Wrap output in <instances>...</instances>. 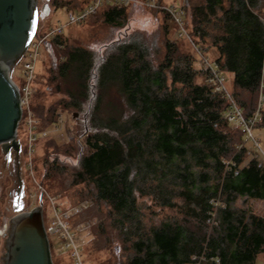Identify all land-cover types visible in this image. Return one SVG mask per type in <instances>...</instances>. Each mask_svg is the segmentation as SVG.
<instances>
[{
  "label": "trees",
  "instance_id": "obj_1",
  "mask_svg": "<svg viewBox=\"0 0 264 264\" xmlns=\"http://www.w3.org/2000/svg\"><path fill=\"white\" fill-rule=\"evenodd\" d=\"M54 3L76 8L74 0ZM85 3L74 12L91 1ZM128 8L105 6L99 13L121 29ZM184 10L203 53L215 49L219 71L232 75V94L246 118L262 96L255 132L264 133V0H186ZM49 45L55 56L49 90L64 98L49 109L32 101L38 128L56 125L60 106L75 111L88 151L79 153L76 167L46 159L44 179L83 186L81 199L94 203V215L108 209L117 235L101 232L106 243H121L127 257L119 264H256L264 255V217L234 204L239 197L264 201V161L254 149L239 150L243 133L227 121L228 103L206 84L207 69L196 68L198 60L169 39L158 64L139 38L113 44L102 57L63 35ZM112 89L128 105L123 120L100 115ZM156 209L169 213L158 218Z\"/></svg>",
  "mask_w": 264,
  "mask_h": 264
},
{
  "label": "rangeland",
  "instance_id": "obj_2",
  "mask_svg": "<svg viewBox=\"0 0 264 264\" xmlns=\"http://www.w3.org/2000/svg\"><path fill=\"white\" fill-rule=\"evenodd\" d=\"M85 1L91 0H74V4L71 6L74 7L76 5V8L72 9L70 7L66 9L55 6V0H38L39 33L45 34L53 28L64 27L63 34H61L64 39H68L70 44L92 51L98 57H102L108 48L115 43L139 38L150 49L151 58L155 64L164 59V43L169 39L178 43L181 53L192 55L198 60L195 65L196 68L205 69L203 59L198 55L194 45L188 40L179 39L176 27L173 28L170 17L166 16L167 13L160 8L147 6V0H136L137 3L127 9L128 19L121 29L106 24L101 18L102 12H98L94 17L81 23L70 24L71 15L77 14L74 10H80L85 7L87 5ZM158 1L156 0L158 6L166 7L168 5L185 6L186 0H162L161 3ZM186 19L187 28L191 33L189 13ZM196 43L198 42L195 39L194 44ZM58 49L61 48L59 47ZM56 53L61 59L65 56L60 50H56ZM204 57L209 59L210 62H215L217 52L215 49L210 48L206 54L204 53ZM27 59L28 53H25L13 67L11 76L20 86L24 84L21 71L23 63ZM51 68V58L46 46H44L36 63L37 80L34 84L36 94L34 99H32L34 107L42 104L46 109H49L52 105L56 106L64 98V95L55 94L53 90H49V87L53 88L49 81ZM224 76L227 88L232 92L233 77L228 73L224 74ZM203 78L204 74L202 72V75L198 77V82L203 83ZM120 96L116 89H112L105 94L100 110L102 119L117 118L123 120L128 116V105ZM58 113L60 114L58 123L45 131L38 128L39 124L42 125V122L36 113L39 118L36 117L38 120L36 131L39 135L36 142L34 157L37 159H34L33 174H30L26 158L28 133L24 126L20 128L17 137L21 143L20 154L13 152L11 157L7 159L0 148V264H5L3 258L6 256V240L8 236L5 235L4 228L10 224L11 219L17 214L25 212L29 207L28 201H31L29 196L30 191L34 188V181L42 184L50 195L59 197L60 201L64 203L65 211L68 212L66 223L76 234L86 264H119L127 257L121 243L118 239L113 243H106V235L101 232L106 229L113 236L117 235L110 226L112 222L108 215V209L102 207L100 213L94 215V203L90 199H81L80 192L83 191V186L72 187L68 179H63V177L58 175L54 177H59L55 182L52 181L50 183L44 179L47 171L45 166L46 159L49 160L48 164H55V166L76 167L78 166L79 153L84 154L88 151L85 145L86 138L79 131L78 123L76 122L80 115L75 111L65 112L62 106L58 107ZM75 114L79 116L74 117ZM255 134L261 139L260 148L264 153V133L256 131ZM243 147H247L250 152L254 149L257 152L256 157L264 161L260 149L255 148L251 143H245V138L239 150ZM249 158L251 157L249 156ZM62 168L64 169L65 167ZM21 182L23 183V190L20 197L18 190ZM43 203L45 222L48 225L52 218L51 207L46 198H44ZM85 203L88 205L86 209L77 210L79 209L78 207ZM144 203L147 206H151V202L148 199H145ZM235 205L234 207H251L253 212L264 216V201L239 199ZM155 211L159 214L158 218H162L169 213L168 211L161 212L160 209ZM150 212L151 210L146 211V214L150 215ZM50 241L53 264H74L70 253L66 251L57 236L50 237ZM256 264H264V255L257 259Z\"/></svg>",
  "mask_w": 264,
  "mask_h": 264
},
{
  "label": "built area",
  "instance_id": "obj_3",
  "mask_svg": "<svg viewBox=\"0 0 264 264\" xmlns=\"http://www.w3.org/2000/svg\"><path fill=\"white\" fill-rule=\"evenodd\" d=\"M136 0H91V3L81 12L71 17L70 24L81 23L91 16L96 15L105 6H118V7H130L136 4ZM156 0H147L146 5L153 8H160L164 10L170 17V22L173 28L176 27V33L179 39L188 40L194 45V48L198 52V55L203 59V64L208 71L206 84L214 87L217 94L228 103V111L226 113L227 121L233 125L241 128L245 143H251L255 148L260 149L264 158V153L260 148V143L257 141L255 136V129L260 118V109L262 103V96L259 100V107L252 118H246L241 106L234 98L232 92L227 88L226 78L222 72L219 71L216 62H210L209 59L204 57V53L200 46L194 44L195 39L188 30L185 22L186 13L184 6L168 5L161 7L157 5ZM38 7V5H37ZM39 11V10H38ZM64 27H57L49 30V32L42 34L37 33L34 36L28 50V59L23 63L22 77L24 79L23 86L18 85L12 78L11 79L17 87L19 94V104L21 109V119L18 123L17 136L20 128L24 126V129L28 133V143L26 146V158L28 161V168L30 174H33L34 168V155L36 153V142L38 140L37 126L38 120L36 119L35 113L32 109V99L35 94L34 84L37 80L36 63L41 56V51L44 46L52 43L54 38L63 34ZM194 39V40H193ZM33 176V175H32ZM40 198V204H39ZM44 198H46L50 204L52 218L50 223L47 225L45 222L44 214ZM29 207L25 210V213L32 212L35 209L40 208L43 212L44 228L49 241L51 249L50 237L57 236L63 244L66 251H68L72 257L74 264H86L82 249L78 244V240L74 231L66 223V217L68 212L65 210V205L60 201L57 196L50 195L42 184L34 181V188L30 191L29 196ZM88 205L82 204L79 209H86Z\"/></svg>",
  "mask_w": 264,
  "mask_h": 264
},
{
  "label": "water",
  "instance_id": "obj_4",
  "mask_svg": "<svg viewBox=\"0 0 264 264\" xmlns=\"http://www.w3.org/2000/svg\"><path fill=\"white\" fill-rule=\"evenodd\" d=\"M37 5L38 0H0V148L7 159L13 152L21 153L17 139L21 119L19 94L10 74L37 33ZM46 48L55 59L49 44ZM22 190L21 182L20 197ZM8 226L5 264H53L40 208L17 214L4 229Z\"/></svg>",
  "mask_w": 264,
  "mask_h": 264
},
{
  "label": "crops",
  "instance_id": "obj_5",
  "mask_svg": "<svg viewBox=\"0 0 264 264\" xmlns=\"http://www.w3.org/2000/svg\"><path fill=\"white\" fill-rule=\"evenodd\" d=\"M239 199L253 200V201H255V199H249V198H247V197H239V198L237 199V201H238ZM237 201H236V202H237ZM256 201H260V200H256ZM262 202H263V201H262ZM234 205H235V204H234ZM235 206H236V205H235ZM235 208H236V209H240V208L248 209V210L251 211L253 214L260 216L259 214H256L255 212H253L252 208H251V207H248V206L235 207ZM262 217H264V216H262Z\"/></svg>",
  "mask_w": 264,
  "mask_h": 264
},
{
  "label": "flooded vegetation",
  "instance_id": "obj_6",
  "mask_svg": "<svg viewBox=\"0 0 264 264\" xmlns=\"http://www.w3.org/2000/svg\"><path fill=\"white\" fill-rule=\"evenodd\" d=\"M16 153V152H15ZM17 155V154H16ZM8 231H9V226H8V229L5 230V235L8 236Z\"/></svg>",
  "mask_w": 264,
  "mask_h": 264
}]
</instances>
